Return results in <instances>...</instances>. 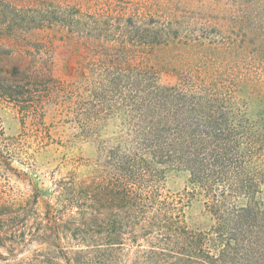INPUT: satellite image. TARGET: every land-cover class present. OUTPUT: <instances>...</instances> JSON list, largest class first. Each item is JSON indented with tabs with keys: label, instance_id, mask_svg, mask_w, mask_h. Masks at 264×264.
Wrapping results in <instances>:
<instances>
[{
	"label": "trees",
	"instance_id": "16d2710c",
	"mask_svg": "<svg viewBox=\"0 0 264 264\" xmlns=\"http://www.w3.org/2000/svg\"><path fill=\"white\" fill-rule=\"evenodd\" d=\"M0 1V108L36 126L11 137L0 119V264H264V114L239 95L264 97V0ZM66 38L91 55L75 79L52 52ZM47 114L85 137L119 120L94 161L50 173L48 200L32 177ZM168 166L193 189L170 192ZM195 195L208 229L186 222Z\"/></svg>",
	"mask_w": 264,
	"mask_h": 264
},
{
	"label": "rangeland",
	"instance_id": "374dc122",
	"mask_svg": "<svg viewBox=\"0 0 264 264\" xmlns=\"http://www.w3.org/2000/svg\"><path fill=\"white\" fill-rule=\"evenodd\" d=\"M2 3L0 1V8ZM52 52L57 63L59 75L66 79L77 78L88 63L91 55L87 46L79 39H55ZM163 85H173L180 81V76L174 72L163 71L159 74ZM246 112L250 117L264 114V97L244 87L239 93ZM53 114L44 117L45 125L53 141L36 154L37 170L32 172L35 182L43 190V198H51L50 173L60 168V175L72 169L74 164L70 158H82L86 163L94 161L98 156L99 140L108 138L118 130L119 120L111 118L100 127V137L82 136L80 129L72 121L53 118ZM0 119L7 136L32 135L36 133V126L29 118H24L20 109L13 103L4 104L0 108ZM43 125V123H42ZM30 139V137H28ZM33 148L34 144H30ZM32 148L29 149L32 152ZM69 159V160H68ZM68 160V161H66ZM68 162V163H66ZM22 167L19 164H16ZM80 173L89 170L81 166ZM59 173L56 175L59 176ZM190 174L187 170L168 166L165 173V186L172 193L186 194L193 187L189 181ZM23 192H29L28 186L19 181L15 182ZM41 207L43 203H40ZM186 222L191 227L208 229L212 224L211 215L205 208V198L195 195L189 198L185 206Z\"/></svg>",
	"mask_w": 264,
	"mask_h": 264
}]
</instances>
